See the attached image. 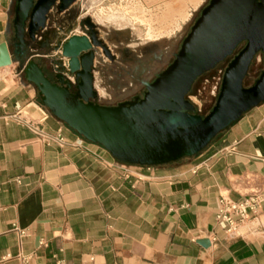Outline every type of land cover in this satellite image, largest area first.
<instances>
[{"label":"crops","instance_id":"1","mask_svg":"<svg viewBox=\"0 0 264 264\" xmlns=\"http://www.w3.org/2000/svg\"><path fill=\"white\" fill-rule=\"evenodd\" d=\"M16 5L0 0V45ZM22 66L0 67V264H264V202L234 238L216 222L222 197L264 194V101L196 155L132 165L54 116Z\"/></svg>","mask_w":264,"mask_h":264},{"label":"water","instance_id":"2","mask_svg":"<svg viewBox=\"0 0 264 264\" xmlns=\"http://www.w3.org/2000/svg\"><path fill=\"white\" fill-rule=\"evenodd\" d=\"M42 0H17L12 45H0V67L21 62L26 80L39 91L42 104L88 141L103 145L114 158L132 165H162L198 154L224 129L264 101V69L254 84L244 86L254 58L264 59V0H210L183 40L175 58L153 81L143 82V97L104 105L94 87L95 24L82 23L85 35L51 42V11L67 10L77 0H48L33 18ZM47 8V10H46ZM39 16V15H38ZM263 17V19H262ZM228 63L212 110L202 116L188 99L195 80L233 56ZM12 49V50H11ZM39 49L59 51L51 55L56 82H52L35 57ZM63 58L68 59V68ZM242 64L238 67V63ZM73 76L74 81L70 78ZM204 242H201L203 244Z\"/></svg>","mask_w":264,"mask_h":264},{"label":"rangeland","instance_id":"3","mask_svg":"<svg viewBox=\"0 0 264 264\" xmlns=\"http://www.w3.org/2000/svg\"><path fill=\"white\" fill-rule=\"evenodd\" d=\"M208 2L209 0H77L63 12L56 7L52 12H55L57 18L65 14V28L77 24V33L88 31L86 25L81 26L87 19L97 23L93 22L95 31L106 46L108 54L100 47L95 50L97 63L94 64V70L98 73L95 84L115 105L132 96L142 95L143 82L152 81L173 62L183 40ZM133 10L139 15V19L131 16ZM53 16H50V20ZM57 22L62 24L60 19ZM49 25L52 27L51 23ZM149 27L156 30L155 37H148ZM159 32L161 35H158ZM244 44L243 42V45L241 43L237 47L233 56ZM36 53L49 55L39 57L41 60L38 63L52 81L55 75L49 66L51 60L56 59L51 57L55 51L39 49ZM231 58L195 80L188 99L196 105L198 114L206 116L215 105L224 71ZM263 69L264 59L262 53H259L250 65L244 86H252ZM135 70L137 74L142 72V82L134 78Z\"/></svg>","mask_w":264,"mask_h":264},{"label":"built area","instance_id":"4","mask_svg":"<svg viewBox=\"0 0 264 264\" xmlns=\"http://www.w3.org/2000/svg\"><path fill=\"white\" fill-rule=\"evenodd\" d=\"M63 143V138L50 139ZM264 202V194H254L234 201L222 197L216 212V222L222 226L225 234L229 237H236L241 228L255 215L259 213V208Z\"/></svg>","mask_w":264,"mask_h":264},{"label":"bare ground","instance_id":"5","mask_svg":"<svg viewBox=\"0 0 264 264\" xmlns=\"http://www.w3.org/2000/svg\"><path fill=\"white\" fill-rule=\"evenodd\" d=\"M48 0H42L40 1L37 6L35 7L34 9V12H33V18L38 22L39 19L38 17H40V14L41 12L44 10L45 11V4L47 3ZM61 3H65L66 0H60ZM47 10V8H46ZM46 12V11H45ZM39 15V16H38ZM131 16L135 19H139V15L138 14H135V10H133V12L131 13ZM264 16V15H263ZM263 19V17H262ZM94 22V21H93ZM95 23V22H94ZM97 24V23H96ZM148 37H155L156 35V30L153 29L152 27H149L148 29ZM50 32V38H51V42H54L55 40H67L68 38H70L71 36L77 34V35H85L86 32L82 31V33H77L75 32V27L74 25H71V26H68L67 28H54L52 30H49ZM161 32L158 33V35H161L160 34ZM102 49V48H100ZM56 55H59L61 54L60 50L55 52ZM63 62H64V66L66 68H68V59L67 58H63ZM242 64V61L238 63L237 67L238 68L240 65ZM70 78L73 80V76H70Z\"/></svg>","mask_w":264,"mask_h":264},{"label":"flooded vegetation","instance_id":"6","mask_svg":"<svg viewBox=\"0 0 264 264\" xmlns=\"http://www.w3.org/2000/svg\"><path fill=\"white\" fill-rule=\"evenodd\" d=\"M209 1H210V0H209ZM208 4H209V2H208ZM208 4H206V5L202 8V10H203ZM202 10H201V12H202ZM200 15H201V13H200ZM199 17H200V16H199ZM199 17H198V18H199ZM198 18H197V19H198ZM197 19H196V20H197ZM94 22H95V21H94ZM95 23H96V22H95ZM244 43L246 44V42H244ZM245 44H244V46H245ZM242 45H243V43H242ZM244 46H243V47H244ZM243 47H242V48H243ZM242 48H241V49H242ZM231 57L233 58L234 56H231ZM231 57H229V58H231ZM229 58H227V59H229ZM232 58H231V59H232ZM227 59H226V60H227ZM34 60H35V61L37 60V63H38L39 60H41V58H39V57H35ZM226 60H225V61H226ZM39 64H40V63H39ZM135 74H137L136 70H135V72H134V78H135L136 80L139 79L138 81H139V82H142V81H140V77L142 76V72H141L140 74H137V75H135ZM97 77H98V76H97ZM153 80H154V79H153ZM153 80H152V81H153ZM52 82H56V79L54 78V79L52 80ZM95 86H96V84H95ZM141 91H142V95H140V97H143L144 89H142ZM135 96H136V95H135ZM135 96H132L131 98H129V99H125V100H123V101L132 100ZM97 101H98V98H97ZM118 103H119V102H118ZM118 103H117V104H118ZM117 104H115V105H117Z\"/></svg>","mask_w":264,"mask_h":264}]
</instances>
